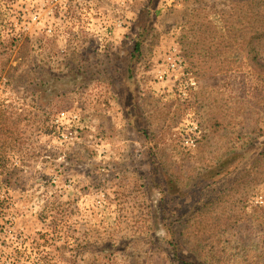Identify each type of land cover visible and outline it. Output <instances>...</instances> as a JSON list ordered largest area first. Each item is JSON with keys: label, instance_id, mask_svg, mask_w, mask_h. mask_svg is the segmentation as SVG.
<instances>
[{"label": "rangeland", "instance_id": "rangeland-1", "mask_svg": "<svg viewBox=\"0 0 264 264\" xmlns=\"http://www.w3.org/2000/svg\"><path fill=\"white\" fill-rule=\"evenodd\" d=\"M116 1L0 0V264H264V0Z\"/></svg>", "mask_w": 264, "mask_h": 264}, {"label": "built area", "instance_id": "built-area-1", "mask_svg": "<svg viewBox=\"0 0 264 264\" xmlns=\"http://www.w3.org/2000/svg\"><path fill=\"white\" fill-rule=\"evenodd\" d=\"M139 2V0H117L116 4L119 5L118 7H120L118 9V12H135V5ZM96 5V4H95ZM95 5H89L86 9L85 7V11L88 12H92V13H96V12H100V13H105V12H110V6L107 4L105 7H103V9H96ZM134 5V8H133ZM120 26V24H118Z\"/></svg>", "mask_w": 264, "mask_h": 264}, {"label": "trees", "instance_id": "trees-1", "mask_svg": "<svg viewBox=\"0 0 264 264\" xmlns=\"http://www.w3.org/2000/svg\"><path fill=\"white\" fill-rule=\"evenodd\" d=\"M138 48V46H136V49ZM234 163V161L233 160H229V161H227V165L229 166V165H232Z\"/></svg>", "mask_w": 264, "mask_h": 264}]
</instances>
